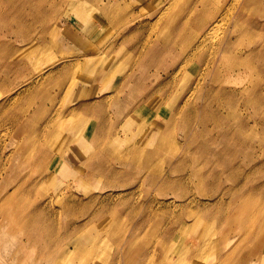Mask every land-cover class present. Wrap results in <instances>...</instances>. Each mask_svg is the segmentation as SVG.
<instances>
[{"label": "rangeland", "instance_id": "374dc122", "mask_svg": "<svg viewBox=\"0 0 264 264\" xmlns=\"http://www.w3.org/2000/svg\"><path fill=\"white\" fill-rule=\"evenodd\" d=\"M26 1L0 264H264V0Z\"/></svg>", "mask_w": 264, "mask_h": 264}, {"label": "bare ground", "instance_id": "6f19581e", "mask_svg": "<svg viewBox=\"0 0 264 264\" xmlns=\"http://www.w3.org/2000/svg\"><path fill=\"white\" fill-rule=\"evenodd\" d=\"M13 2H14V0H0V13H1V16H2L3 13H4V8H6L7 11L12 9L13 10V20L15 21V23H17L18 21L23 20V16L25 14V10H24L23 5H22L23 0H16V4H14ZM26 2L30 5L31 9L36 6L34 0H27ZM7 11L5 13H7ZM35 16H36V14H35ZM215 26L216 25H214L210 31H212ZM3 27L4 28H9L8 30H10V33H14L12 35L17 36V38H18V36L20 34V31H18L16 29H11V26L9 27V22L7 20L4 21V24L3 25H0V32L2 31V28ZM38 72H41V71H38ZM74 147H75V143H71V148H68L67 149V150H70V151L67 154H69V156H71V158L76 159L75 158V156H76V150H75ZM202 147H208V145L204 143V144L201 145V148ZM203 157H204V159H206L205 156H203ZM219 159H222V158L218 156L217 161H220ZM228 164H230V163L228 162ZM171 171L173 172L174 171V168H172ZM151 176H152V179H153L154 176L153 175H151ZM169 183H170V180L169 179H167V178L166 179H163V184L164 185L165 184H169ZM261 192H263V191H261ZM254 243H255V245L258 246V244H262V241H260V238L258 237L254 241Z\"/></svg>", "mask_w": 264, "mask_h": 264}]
</instances>
